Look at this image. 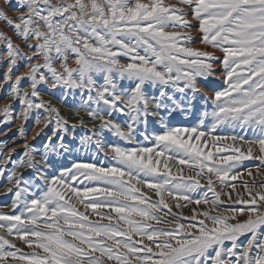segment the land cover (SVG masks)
Masks as SVG:
<instances>
[{"label": "snow or ice", "instance_id": "obj_1", "mask_svg": "<svg viewBox=\"0 0 264 264\" xmlns=\"http://www.w3.org/2000/svg\"><path fill=\"white\" fill-rule=\"evenodd\" d=\"M4 5L0 124L25 143L0 148V264H264V0ZM43 95L87 115L93 162L53 158L86 122Z\"/></svg>", "mask_w": 264, "mask_h": 264}, {"label": "rangeland", "instance_id": "obj_2", "mask_svg": "<svg viewBox=\"0 0 264 264\" xmlns=\"http://www.w3.org/2000/svg\"><path fill=\"white\" fill-rule=\"evenodd\" d=\"M5 7L4 5V0H0V8ZM8 15L11 17H15L17 15L16 12L7 10ZM0 32L7 33L8 35H11V32L9 31L8 27L3 23L0 22ZM194 36V41H193V47H198L203 49L204 46L199 43V34L198 33H193ZM210 50V49H209ZM3 68L0 67V71H2ZM20 71L23 70L21 67L19 69ZM0 83H2V79H0ZM42 92L44 91L43 89L41 90ZM7 92L8 89L7 87H4L2 91H0V108H3L6 104L10 103L11 101L7 98ZM42 99L45 101H50L51 104L59 108L62 116H64L66 119H68L69 124L76 123L81 117L85 120V126L84 128L78 127L75 130V140L73 141L72 137L69 136L66 138L65 143L69 144L70 148L72 149L70 154H65L64 156H54V159L57 160H63L65 163L70 164L73 159H79L81 161L85 162H93V152L95 151L94 147H89V149H84L81 144H80V139L82 136L86 134V128L90 126V123L88 122V117L85 113L81 112L79 116L75 115L70 108L65 107L62 103L59 102L57 98L50 97L48 95H43ZM20 106L18 104L14 105V111L19 112ZM2 119V117H0ZM191 119V118H189ZM151 120V118H150ZM174 121L177 123H187L188 121L186 118L179 114L176 113L174 114ZM35 114L29 119L27 124L25 125V134H26V139L27 141L32 145V147L35 148H40L42 150V143L47 139L49 135H51V128L44 129L43 134L40 137H37L36 140H32V136L35 135L37 131L40 130V128L43 127V125H35ZM98 123V121L96 122ZM21 121L20 120H14L12 123L9 124H0V148H3L5 151V154H7L8 149L13 150V160H19L23 155H24V143L25 139H21L18 132L17 128L20 126ZM154 126V125H152ZM4 131H7L8 134L4 135ZM105 138L107 141L111 142L114 140V138L111 136V134L106 133ZM13 140L15 142L13 143ZM39 157H37L38 159ZM98 162V160L96 161ZM254 163L256 162H245V167L246 168H254ZM11 168V165L8 166ZM18 171L24 172L25 179H31L32 177L35 176V172L27 169H19ZM247 179V177H245ZM13 187L12 184L7 182V174L0 175V206H3L5 204H10L11 202V196H5L3 193L7 188ZM239 190V188H238ZM192 205H189L188 208L184 209L185 214H189L190 209L192 208Z\"/></svg>", "mask_w": 264, "mask_h": 264}]
</instances>
